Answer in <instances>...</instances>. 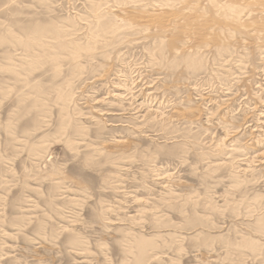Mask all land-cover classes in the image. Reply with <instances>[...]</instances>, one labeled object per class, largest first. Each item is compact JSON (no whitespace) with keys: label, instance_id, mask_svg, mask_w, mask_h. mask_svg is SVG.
Returning <instances> with one entry per match:
<instances>
[{"label":"rangeland","instance_id":"rangeland-1","mask_svg":"<svg viewBox=\"0 0 264 264\" xmlns=\"http://www.w3.org/2000/svg\"><path fill=\"white\" fill-rule=\"evenodd\" d=\"M136 1L105 20L160 9ZM95 2L0 0V264H264V44L148 32L74 60Z\"/></svg>","mask_w":264,"mask_h":264},{"label":"bare ground","instance_id":"bare-ground-1","mask_svg":"<svg viewBox=\"0 0 264 264\" xmlns=\"http://www.w3.org/2000/svg\"><path fill=\"white\" fill-rule=\"evenodd\" d=\"M91 1V0H90ZM93 1V0H92ZM101 4L97 2H95V5H91L92 6V15L94 17V26L93 28H96L95 30L93 29V33L90 36L91 42L85 46V47H81V44L78 46V44H76V46H72V45H68L72 46V55H73V59L76 60L80 59V56L83 55L85 53V55H94L93 53L96 51V45L99 42L102 41H107L108 40H115L120 38V36L124 35L126 37H130V36H146L145 34L148 32H155L157 33V39H158V47L162 49V51H164L163 49V45H165L164 43L166 42V39L168 37L171 38L170 34H173L174 32L177 33L176 39L180 37L181 35H184V37L186 38L187 42L190 44L194 43V39H196V41L198 40H207V42L205 43V46L208 48H210V44L208 43L209 40L214 41L216 39L220 40L223 39V45L219 46L218 45V40H217V44L215 42V47L217 48V52H227L229 51V46L232 47L231 42H233L234 39H236V37H239V39L243 40V44L246 43V38L249 37L251 39H253V42H257V43H261L264 44V0H161L158 2L160 3V9L156 10L154 12V15L151 16H146L144 18H132V17H128V16H123L122 21L119 23L117 20L114 21L112 19L109 20H105V14H109V10H111V8H113V5L110 6L109 3L110 2H106L108 5L107 8V12L104 14L103 11V5L102 2H104V0H100ZM115 1V0H114ZM122 1V0H121ZM130 1V0H129ZM134 1V0H133ZM156 1V0H154ZM152 0V2H154ZM113 2V1H112ZM141 1H136L134 3H139ZM118 3V2H117ZM121 4V3H120ZM125 4V2H124ZM123 4V6H124ZM141 4V3H140ZM158 4V3H157ZM155 4V5H157ZM89 5V4H88ZM149 5V4H148ZM152 5V4H151ZM132 6V5H131ZM89 7V6H88ZM116 7V6H115ZM121 7V6H120ZM126 7V5H125ZM142 7V4H141ZM151 7V6H150ZM156 7V6H155ZM117 8V7H116ZM130 8V7H128ZM139 9V8H138ZM157 9V7H156ZM90 10V9H89ZM113 10V9H112ZM123 10V9H122ZM137 10V8H136ZM130 11V10H129ZM144 11V9H143ZM173 11L178 12L179 14H173ZM90 12V11H89ZM149 12H151L149 10ZM118 13V12H117ZM123 13V11H122ZM127 13V12H126ZM89 14V13H88ZM111 14V13H110ZM134 14V12H133ZM140 14V13H139ZM142 14V13H141ZM90 15V14H89ZM119 15V14H118ZM145 15V14H144ZM107 16V15H106ZM111 16H113L111 14ZM140 16V15H138ZM108 17V16H107ZM115 17V16H114ZM85 17H83L82 20H84ZM116 18V17H115ZM86 19V18H85ZM92 20V18H91ZM85 21H88L85 20ZM89 21H90V17H89ZM89 23V22H88ZM89 25V24H88ZM90 26V25H89ZM89 30V28H88ZM60 31V29H59ZM57 30H55L53 32V35L56 37V39H60L62 38V34L61 32H59ZM90 32V31H89ZM179 32V33H178ZM48 34V33H47ZM69 34V33H68ZM51 35V33H50ZM150 35V34H149ZM148 36V35H147ZM151 36V35H150ZM154 36V35H153ZM47 37V36H46ZM44 37V31L43 30H35L34 33L31 36V39L33 40L34 44H39V42L42 41V39L46 38ZM50 37V36H48ZM58 37V38H57ZM66 37V36H65ZM68 37V36H67ZM70 37V35H69ZM152 37V36H151ZM150 37V38H151ZM155 37V36H154ZM13 38V37H11ZM30 38V37H28ZM51 38V37H50ZM148 37H144V39H146ZM175 38V37H174ZM184 39V42L186 43V40ZM6 39V38H5ZM4 39V40H5ZM182 39V38H181ZM180 39V40H181ZM1 40V39H0ZM7 40V39H6ZM89 40V39H86ZM123 40V39H122ZM154 40V39H153ZM156 40V39H155ZM238 40V39H237ZM30 41V39H29ZM28 41V42H29ZM45 41V40H44ZM74 41V40H73ZM112 41V42H113ZM173 41V40H172ZM171 41V42H172ZM182 41V40H181ZM225 41V43H224ZM2 42V41H0ZM10 42V41H9ZM32 42V41H31ZM32 42V43H33ZM51 41H49L50 43ZM70 42V40H69ZM124 43V41H121ZM126 42V41H125ZM132 42V41H131ZM152 42V41H151ZM168 42V41H167ZM170 42V41H169ZM178 42V41H176ZM176 42L175 43L176 45ZM182 42V45L183 43ZM235 42V41H234ZM19 43V42H18ZM22 43V41H21ZM20 43V44H21ZM46 43V42H44ZM48 43V42H47ZM48 43V44H49ZM71 43V42H70ZM77 43V42H76ZM103 43V42H102ZM106 43V42H104ZM103 43V45H105ZM172 43V45H173ZM197 43V42H196ZM213 43V42H212ZM230 43V44H229ZM4 44H6L4 42ZM19 44V45H20ZM101 44V43H100ZM111 44V43H110ZM118 44V43H117ZM154 44V43H153ZM181 44V43H179ZM188 44V46L190 45ZM226 44V45H225ZM227 44H229V46H227ZM236 44V43H235ZM234 44V45H235ZM29 43H25V46H28ZM50 45V44H49ZM57 45L62 48L65 47V45L63 43H61L60 41L57 43ZM114 45V44H113ZM116 45V44H115ZM120 45V43H119ZM118 45V46H119ZM181 45V46H182ZM187 45V44H185ZM218 45V46H217ZM233 45V46H234ZM237 45V44H236ZM240 45V43H239ZM242 45V44H241ZM257 45V44H256ZM17 46V45H16ZM54 46V45H53ZM166 46V45H165ZM164 46V47H165ZM248 46V45H247ZM255 46V45H254ZM18 47V46H17ZM20 47L22 48L23 46L20 45ZM30 46H28L29 48ZM40 47V45H39ZM101 47V46H100ZM109 47V45L107 46ZM106 47V48H107ZM113 47V46H112ZM111 47V48H112ZM176 47V46H175ZM184 48H180L182 51V56H181V60H183V62H185L186 64H189L191 67H193L195 70L200 68V65L202 63V61L200 62V57H197L196 55L193 56H189L191 53H189L187 55V48L183 45ZM253 47V46H252ZM19 48V47H18ZM25 48V47H24ZM67 48V47H66ZM70 48V47H69ZM104 48V46H103ZM100 48V49H103ZM116 48V46H115ZM157 48V47H156ZM178 48V47H177ZM192 48V47H191ZM200 49H202V47H199ZM237 48H239L237 46ZM245 48V47H244ZM255 48V47H254ZM263 48V45H262ZM27 49V47H26ZM25 49V50H26ZM30 49V48H29ZM40 49V48H39ZM114 49V48H113ZM118 49V48H117ZM190 51L191 49L188 48ZM234 49V48H233ZM236 49V48H235ZM242 49V48H241ZM259 49V47H258ZM257 49V50H258ZM42 50V48H41ZM44 50V49H43ZM54 50V49H53ZM115 50V49H114ZM113 50V51H114ZM156 50V49H154ZM177 50V49H175ZM204 50V49H203ZM250 50V49H248ZM261 50V49H260ZM30 51V50H29ZM64 51V50H63ZM67 51V50H66ZM65 51V52H66ZM199 50H197L196 52L198 53ZM234 51V50H233ZM240 51V50H239ZM247 51V49H246ZM254 51V50H253ZM259 51V50H258ZM264 51V50H263ZM262 51V54H258L259 58L261 60L264 61V52ZM57 52V51H56ZM155 52V51H154ZM192 52V51H191ZM200 52V51H199ZM202 52V51H201ZM252 52V50H251ZM25 53H28V51L26 50ZM31 53V52H30ZM60 54H62L61 52H59ZM69 53V51H68ZM98 53V51H97ZM105 53V52H104ZM196 53V54H197ZM204 53V52H203ZM230 53V52H229ZM228 53V54H229ZM236 53V52H235ZM248 54V52H245ZM65 54V53H64ZM63 54V55H64ZM157 54H159L157 52ZM167 54V52H166ZM179 52L175 51L174 55L177 57ZM200 53H198L199 55ZM214 54V53H213ZM223 54V53H222ZM239 54V53H238ZM255 54V53H254ZM160 55V54H159ZM230 55H232L230 53ZM228 55V56H230ZM244 55V54H243ZM57 56V55H56ZM54 56V57H56ZM58 56H60L58 54ZM66 58L68 57L67 55ZM105 56V54H104ZM107 56V53H106ZM220 56V54H219ZM233 56V55H232ZM231 56V57H232ZM235 56V55H234ZM30 57V56H29ZM97 57V56H96ZM174 57V56H173ZM237 57V56H236ZM241 57V56H239ZM58 58V57H57ZM61 58V57H60ZM69 58V57H68ZM89 58V57H88ZM238 58V57H237ZM258 58V59H259ZM108 59V58H107ZM175 59V58H174ZM243 59V57H242ZM58 60V59H56ZM72 61V59H70ZM106 60V57H105ZM202 60V59H201ZM226 60V59H225ZM231 60V59H230ZM230 60L228 62H230ZM241 60V59H240ZM246 60V59H245ZM249 60V59H248ZM53 61V60H51ZM91 61V60H90ZM175 61V60H174ZM233 61V60H232ZM231 61V62H232ZM239 61V60H238ZM244 61V59H243ZM247 61V60H246ZM227 62V61H226ZM74 63V62H73ZM237 63V62H235ZM173 65L175 63H172ZM247 64V63H246ZM168 65V63H167ZM172 65V66H173ZM203 65V64H202ZM242 65V62L240 63L239 66ZM244 65V64H243ZM245 66V65H244ZM80 67V66H79ZM134 67V66H133ZM238 67V66H237ZM242 67V66H241ZM238 67V68H241ZM82 68V67H81ZM231 68V67H230ZM244 68V67H243ZM191 69V68H190ZM193 69V71H194ZM240 70H244V69H240ZM198 71V70H197ZM231 71V70H230ZM245 71V70H244ZM263 71V70H262ZM242 72V71H241ZM246 72V71H245ZM125 73V72H124ZM111 74V73H110ZM245 74V73H244ZM263 78H264V71H263ZM106 75V74H105ZM179 75V74H178ZM115 76V75H114ZM181 76V75H180ZM179 76V77H180ZM106 77V76H105ZM128 77V76H127ZM130 77V76H129ZM132 77V76H131ZM248 77V76H247ZM218 78V77H217ZM128 80V79H127ZM131 82V81H130ZM133 84H135L133 82ZM129 85V84H128ZM179 85V84H178ZM85 86V85H84ZM261 86V85H260ZM262 87V86H261ZM87 88V87H86ZM120 88V87H119ZM144 88V87H143ZM229 89V88H228ZM240 90V89H239ZM260 90V89H259ZM84 91V90H83ZM208 91V90H207ZM216 91V90H215ZM262 92H264V86L261 89ZM260 91V92H261ZM82 92V91H81ZM203 93V92H202ZM235 97V96H234ZM138 99V98H137ZM103 100V99H102ZM101 100V101H102ZM133 101V100H132ZM206 101V100H205ZM134 102V101H133ZM264 102V101H263ZM145 106V105H144ZM137 108V107H136ZM144 109V108H143ZM254 109V108H253ZM156 112V111H155ZM160 112V111H159ZM176 113V112H175ZM178 113V112H177ZM166 114V113H165ZM260 116V115H259ZM262 116V115H261ZM125 117V116H124ZM165 117V116H164ZM263 117V116H262ZM174 119V118H172ZM262 119V118H261ZM165 121V120H164ZM236 129V128H235ZM264 132V131H263ZM165 133V132H164ZM260 136V135H259ZM262 136V135H261ZM148 137V136H147ZM145 138V137H144ZM258 139V138H257ZM131 145V144H130ZM185 146V145H184ZM127 148V147H126ZM125 148V149H126ZM260 153V152H259ZM228 154V153H227ZM216 155V154H215ZM260 156V155H259ZM107 159L109 160V157H107ZM208 159V158H207ZM218 162V161H217ZM248 163V162H247ZM206 165V164H205ZM234 165V164H233ZM123 167V166H122ZM170 188V187H169ZM166 189V188H165ZM168 189V188H167ZM169 190V189H168ZM231 191V190H230ZM247 195V194H246ZM126 197V196H125ZM193 199V198H192ZM262 203V202H261ZM198 204V203H197ZM259 205V203H258ZM261 205V204H260ZM240 211V210H239ZM119 218V217H118ZM261 218V217H259ZM264 218V217H263ZM258 220V219H257ZM262 222V220H261ZM260 223V222H259ZM258 224V223H257ZM264 224V223H263ZM262 228V227H261ZM264 228V227H263ZM260 230V228H259ZM262 230V229H261ZM264 233V231H262ZM71 234V233H70ZM143 240V239H142ZM248 240V239H247ZM140 241V240H139ZM246 242V239H245ZM254 242V241H252ZM251 243V241H250ZM139 244V251L141 253H144L143 249L144 248H148L149 246H146L145 243H138ZM248 244V243H246ZM149 245V244H148ZM253 244H251L252 246ZM255 245V244H254ZM243 246V244H242ZM258 247V245H256ZM255 246V248L253 249H258ZM144 249V250H148V249ZM195 248V247H194ZM242 249V248H241ZM138 250V249H137ZM141 250V251H140ZM254 251V250H253ZM256 251V250H255ZM254 251V252H255ZM146 253V252H145ZM140 255V254H139ZM147 255V253H146ZM143 256V255H142ZM141 257V255H140ZM146 257V256H145ZM144 257V258H145ZM138 258V257H137ZM240 258V257H238ZM140 259V258H139ZM139 259L137 261H139ZM247 259V258H246ZM141 262L143 261L142 259L140 260ZM139 261V262H140Z\"/></svg>","mask_w":264,"mask_h":264}]
</instances>
